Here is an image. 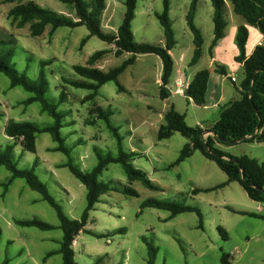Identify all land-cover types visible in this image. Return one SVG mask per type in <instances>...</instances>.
Instances as JSON below:
<instances>
[{"label":"rangeland","instance_id":"obj_1","mask_svg":"<svg viewBox=\"0 0 264 264\" xmlns=\"http://www.w3.org/2000/svg\"><path fill=\"white\" fill-rule=\"evenodd\" d=\"M29 1L73 20H76L75 10L59 0H16L13 3L0 0V39L12 41L0 46V54L11 50L9 65L25 73L31 81L38 78L41 62L50 61L45 67L49 83L45 99L57 104L62 91L66 93L67 98L59 111L65 115L61 133L69 154L54 151L58 143L46 132L37 136L35 153L26 151L21 143L15 145L5 134L10 120L31 122L44 128L51 125L53 119L41 111L40 102L26 105L24 101L32 94L21 86L11 88L10 79L3 73H0V150L14 145L13 160L21 170L32 169L37 161L35 173L39 179L48 186L63 211L71 219L80 220L87 206V190L65 165L70 162L90 172L98 163L97 153L112 156L118 153L116 139L105 120L97 119V113L91 114L101 107L112 112L110 124L123 137L125 151L136 154L132 165L144 172L155 187L150 189L139 180L130 183L120 164H110L100 179L113 190L96 203L85 230L76 237L73 244L76 262L147 264L148 244L152 242L157 248L155 264H223L224 254L229 255L230 264H264V203L249 198L238 182H229L218 165L200 151L170 168L188 139L177 132L169 139L158 140L159 128L165 124L164 116L171 106L185 115L189 127L210 129L219 119L217 108L197 106L188 99L186 80L182 92L179 93L178 88L177 95L171 92L176 89L178 70L186 77V73L195 76L207 69L214 31L211 1L199 0L198 3L195 24L202 32L204 45L200 60L191 65L195 46L186 21L191 0H171L170 19L177 44L171 51L176 65L167 86V99L161 97V58L155 54H141L119 77L123 91L115 82H109L89 101L85 97L90 90L66 83L82 80L74 66H85L94 53L106 50L95 67L108 72L121 66L130 55L116 56L115 46L96 36L89 37L86 26L60 27L53 35L48 26L42 36L32 37L29 25L19 28L9 16L10 10ZM162 10V0H138L132 23L135 43L164 46L163 28L155 15ZM125 12V0H106L103 31L116 33ZM230 13L226 8V21ZM232 15L243 19L235 13ZM229 91L235 93L236 89L231 87ZM208 135L211 134L204 136ZM217 147L232 156H248L264 162V143L238 142L217 144ZM10 178L11 173L0 167V264L6 259L9 264H63L60 254L46 258L49 252L60 249L63 238L56 211L38 192L31 190L24 179H15L3 196V184ZM125 188L135 190L137 195L125 194ZM194 189L212 190L194 194ZM149 199L181 203L200 212L171 218L166 210L142 208ZM33 219L51 224L55 229L42 231L15 223L16 220Z\"/></svg>","mask_w":264,"mask_h":264},{"label":"trees","instance_id":"obj_2","mask_svg":"<svg viewBox=\"0 0 264 264\" xmlns=\"http://www.w3.org/2000/svg\"><path fill=\"white\" fill-rule=\"evenodd\" d=\"M16 0H2L3 3H13ZM62 3L72 5L76 20L70 19L64 15H60L53 11L47 10L39 6L33 1L20 4L9 11V16L17 24L19 28L29 25L32 37L42 36L48 26L51 27L50 34L60 27L77 28L86 26L91 36H96L100 40L114 45L115 55L121 56L127 53L130 57L119 67L113 68L108 72H104L95 67L96 63L107 53L101 50L94 53L86 62V65L74 66L75 73L82 78L77 81H66L75 88L90 90L91 93L85 97L86 101L93 100L98 96L102 86L109 82H115L120 91L123 87L119 83L120 75L128 66L135 63L138 55L155 54L161 58V97L167 99L170 78L174 72L175 62L171 55V51L177 44L172 22L170 19L171 0L163 1L162 12L155 15L159 20L164 32V46L152 44H138L134 41V32L132 23L136 17L138 0H125L126 12L122 24L116 33H106L103 31L102 17L106 10V0H59ZM213 7V40L209 48L210 55L220 40L226 35L227 21L225 18V9L227 2L233 6L236 15L241 16L247 25L257 28L264 35V0H210ZM199 0H191L186 21L188 28L193 34V43L195 46L194 55L191 65L198 63L202 56L204 38L201 30L195 24L196 11ZM87 37L82 41V45L88 40ZM248 41V29L245 25L238 28L236 36V44L239 49V55L236 61L243 64L245 78L240 85V97L220 106L219 119L212 125L210 129L202 126L189 127L185 122V115L180 114L174 106L164 116L165 124L159 128L158 140L162 141L171 138L174 133H180L188 139V143L182 148L179 157L169 167L172 168L184 160L190 158L195 151H200L206 158L214 161L218 167L228 176L229 182H238L245 190L249 198L254 201L264 203V162L248 156H232L217 147V144L232 145L238 142H258L264 143V45L255 48L250 57H246V44ZM12 41L0 39V46L11 44ZM13 53L11 50L0 54V73L5 74L10 79L11 88L21 86L25 91L31 93L32 96L24 101L26 105L34 102L41 103V111L47 113L53 123L47 127L41 128L31 122H17L10 120L5 126V134L14 140L15 145L21 143L26 151L36 152V140L40 133H49L54 142L58 146L54 151H62L69 154V149L65 146V139L62 136L63 119L65 115L59 111V106L65 102L66 93L62 91L58 98V103H49L45 99V95L49 90V83L45 74V67L50 61L41 62V70L38 78L31 81L25 73H19L9 61ZM217 72L222 75L227 74L224 66L217 65ZM210 78V71L203 69L199 71L189 82L185 95L197 106L206 105V92ZM252 90V92H251ZM97 113L96 118L105 120L108 128L112 132L117 142L118 153L116 156L98 154V163L90 171L84 172L75 167L70 162L65 166H69L73 175L86 187L87 190V206L84 209L81 219H71L62 209L58 201L51 194L48 186L43 183L37 174L35 168L37 161L34 162L32 169L21 170L13 160L14 145H9L5 149L0 150V167H5L10 173L11 178L4 183L3 196L7 193L9 185L15 179H24L29 188L38 192L44 201L56 211L60 221V229L63 231L61 247L56 252H49L46 258L60 254L63 264H78L75 260L74 241L80 232L85 230L89 214L93 210L100 198L109 193L112 187L100 179L103 172L110 164H120L125 171L128 180L132 183L135 180L141 181L146 187L155 189L154 185L148 179L146 174L136 169L131 161L135 153H128L124 149L123 137L119 130L110 124L112 112L97 107L91 114ZM94 121H91V124ZM214 131V134H204L208 131ZM252 136H254L252 138ZM212 189H194L193 193L208 192ZM124 193L127 195H137V192L131 188H125ZM142 208H156L170 212V217L174 218L179 214L187 212L200 211L192 206L176 203L166 200L149 199L145 201ZM17 225L23 227H36L42 231L55 229V226L43 222L41 220H16ZM88 232V231H87ZM224 237L227 233L221 230ZM98 237L103 235L95 234ZM1 235V232H0ZM147 264H155L157 248L151 242L148 244ZM229 255H223L222 263L230 264ZM2 264H9L6 259Z\"/></svg>","mask_w":264,"mask_h":264},{"label":"crops","instance_id":"obj_3","mask_svg":"<svg viewBox=\"0 0 264 264\" xmlns=\"http://www.w3.org/2000/svg\"><path fill=\"white\" fill-rule=\"evenodd\" d=\"M226 8L227 10H230V12L234 14L233 6L230 2H227ZM232 13H230V19L227 20L228 25L226 28L225 37L218 42V44L213 50L212 55H210L209 52L210 61L207 66V69L210 71V78L206 92V105L204 107H213L219 110L221 105L227 104L225 101L231 102L239 99L238 97H240L239 90H240V85L243 79L245 78V72H244L243 64L236 61V57L239 55V49L236 44V36L238 33V28L240 26L245 25L248 29V41L246 44L247 58L252 55L253 51L257 46L264 45V35L257 28L247 25L244 19H239L238 17L232 15ZM213 30H214V25H213ZM217 65L224 66L225 69L227 70V74L222 75L219 72H217L216 70ZM177 72H178V77L175 80L176 89L175 91L171 90V92L174 95L178 94L177 81L179 78H182L189 83L191 79L194 77L189 73H186V77H185L180 70H178ZM231 87H234L236 89L235 93L229 91ZM214 123H212L211 125H214Z\"/></svg>","mask_w":264,"mask_h":264},{"label":"built area","instance_id":"obj_4","mask_svg":"<svg viewBox=\"0 0 264 264\" xmlns=\"http://www.w3.org/2000/svg\"><path fill=\"white\" fill-rule=\"evenodd\" d=\"M187 84V83H186ZM184 86V79L179 78V80L177 81V87H178V92H182V88ZM186 86V85H185Z\"/></svg>","mask_w":264,"mask_h":264},{"label":"water","instance_id":"obj_5","mask_svg":"<svg viewBox=\"0 0 264 264\" xmlns=\"http://www.w3.org/2000/svg\"><path fill=\"white\" fill-rule=\"evenodd\" d=\"M251 92H252V90H251ZM205 134H214L215 135V132L214 131H207ZM204 134V135H205ZM254 136H252V138H253Z\"/></svg>","mask_w":264,"mask_h":264}]
</instances>
